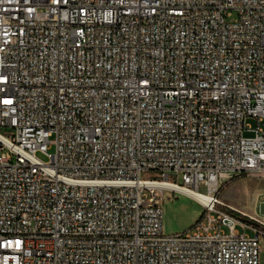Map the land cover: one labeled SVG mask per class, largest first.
Returning <instances> with one entry per match:
<instances>
[{"label":"built area","instance_id":"built-area-1","mask_svg":"<svg viewBox=\"0 0 264 264\" xmlns=\"http://www.w3.org/2000/svg\"><path fill=\"white\" fill-rule=\"evenodd\" d=\"M239 174L264 177V0H0V264H260ZM164 183L211 195L185 231Z\"/></svg>","mask_w":264,"mask_h":264},{"label":"rangeland","instance_id":"rangeland-1","mask_svg":"<svg viewBox=\"0 0 264 264\" xmlns=\"http://www.w3.org/2000/svg\"><path fill=\"white\" fill-rule=\"evenodd\" d=\"M248 124L255 126V121L248 119ZM246 137L251 136L250 133L245 134ZM53 148L49 152H53ZM46 160L47 158L39 154ZM178 184H182L181 174L177 179ZM220 199L232 208L248 218L253 217L260 220L264 225V209H259V203L264 199V177L255 174H239L233 175L221 189ZM164 211V231L165 233H176L187 230L198 218L202 212V207L189 197H185L181 193L174 194L172 200L165 199L163 202ZM251 214L247 215L246 213ZM237 229L242 231L241 227ZM227 232V228H223ZM247 234L253 235L250 230ZM259 263L264 264V236L260 239Z\"/></svg>","mask_w":264,"mask_h":264},{"label":"bare ground","instance_id":"bare-ground-1","mask_svg":"<svg viewBox=\"0 0 264 264\" xmlns=\"http://www.w3.org/2000/svg\"><path fill=\"white\" fill-rule=\"evenodd\" d=\"M164 186L172 187L176 190V192L181 193L185 197H189L192 200H194L197 204L201 205L203 207L204 204H207L211 200V195L207 194L201 190H197L195 188L186 187V186H180L177 184H171V183H164ZM246 213V212H244ZM247 215H251L246 213Z\"/></svg>","mask_w":264,"mask_h":264},{"label":"trees","instance_id":"trees-1","mask_svg":"<svg viewBox=\"0 0 264 264\" xmlns=\"http://www.w3.org/2000/svg\"><path fill=\"white\" fill-rule=\"evenodd\" d=\"M227 212H229L231 215H234L235 217L239 218V219H242V220H245L247 222H250V223H253L255 225H258L262 230H264V225H261V224H258L257 222H254L252 221L250 218H248L247 216L241 214L240 212L234 210V209H231L229 207H223ZM201 216V213L199 215V217Z\"/></svg>","mask_w":264,"mask_h":264},{"label":"crops","instance_id":"crops-1","mask_svg":"<svg viewBox=\"0 0 264 264\" xmlns=\"http://www.w3.org/2000/svg\"><path fill=\"white\" fill-rule=\"evenodd\" d=\"M197 205H199V204H197ZM199 206H201V205H199ZM259 209H264V205H260Z\"/></svg>","mask_w":264,"mask_h":264}]
</instances>
